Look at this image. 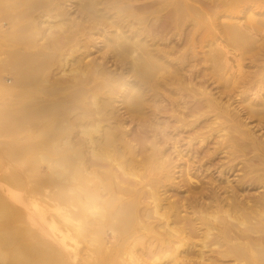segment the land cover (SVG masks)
<instances>
[{
    "label": "bare ground",
    "instance_id": "1",
    "mask_svg": "<svg viewBox=\"0 0 264 264\" xmlns=\"http://www.w3.org/2000/svg\"><path fill=\"white\" fill-rule=\"evenodd\" d=\"M0 47V264H264V0H0Z\"/></svg>",
    "mask_w": 264,
    "mask_h": 264
},
{
    "label": "rangeland",
    "instance_id": "2",
    "mask_svg": "<svg viewBox=\"0 0 264 264\" xmlns=\"http://www.w3.org/2000/svg\"><path fill=\"white\" fill-rule=\"evenodd\" d=\"M109 30L110 31H113L114 29L113 28H109ZM174 40H172V44H174V42H175ZM5 49L6 48H4V47H0V51H1L0 52V56L1 57L3 55H5V51H3ZM106 49H107V46L103 48V51L106 50ZM2 52H4V53H2ZM93 55H100V53L95 52ZM247 69L248 68H245V70H247ZM5 74L6 73L3 74L4 75V80L8 84H10L11 82L14 81L12 75H10V74H6L5 75ZM202 81H204V84L206 85V87H208V90L211 89L212 92H215L216 91V84H214V83L212 84L211 83L212 82L211 80H207L206 81L205 79H202ZM27 99L24 102H23L24 99L21 100V101L25 104V102H28ZM238 99L241 100L243 98H241L240 96L235 97L234 104H237V101H239ZM22 102H20L19 105H23ZM157 112H158V110H157ZM159 116H160V119H161L160 122H164L166 120H168L170 122L168 126H167V123H164V124H166V125H164V128L166 129V131L169 132V133H172V134H176V132L173 131V125L175 123V120L173 119V117H169L168 114H163V113H159ZM5 122H6V120H5ZM5 122H3L4 124L2 123L3 129H4V131H3L4 133L6 131L5 128L7 126V125L6 126H4V125L8 123V122L7 123H5ZM252 124H255V123H252ZM251 126H253V125H251ZM153 130L158 133V137L160 139V141H159L160 142V146L164 150L165 155L169 156L171 158V161L177 165V168L175 169V171H178L181 168L184 169V167L186 166V164L187 165H190L191 167H193V170L191 172H197V174L201 175L200 178H203V180L206 181V183H208L209 186H210V184L216 185V186H218V187L221 188L220 190L223 189L222 187L224 185L220 181H222V179L224 177L229 176V179L232 180L233 183H234V180L237 178V175L240 174V172L236 171L235 168L234 169H230L229 168L231 165L236 164L238 161H240V159H235V160H233V162H228L227 159L221 158L222 157V154H215L213 156H205L202 159L203 160L202 163L199 164L198 161L200 159L196 156V149L198 147H200V144L197 143V141L194 140V139L193 140H190L189 137H188V135L190 133L194 132V130H196V128L195 129H192V130H187L186 132H184V133H182L180 135V137H179L180 138L179 139L180 141H178L179 146L181 148V153L180 154H178V151L175 150L172 147L171 140L169 138H167V137H164L162 134H160L159 128H154ZM255 130H258V133L260 135H263L264 136V124L263 125L261 124V125L256 126ZM7 133L8 132L6 131V134ZM6 134H4L2 136H3V139H5V140L7 139L6 141H8V138L10 139V138H12V136H10V134L6 136ZM148 135L149 136H152L151 133H148ZM191 136H192V134H191ZM15 139H16L15 140V142H16L18 140L16 138V136H15ZM15 142L13 143L14 145H15ZM205 144L206 145L203 148V152L207 150L208 146H210L208 144V142H206ZM22 154H23V152H22ZM7 157L5 155V157H3V160L9 161V159H10V160L13 161L12 162L13 165H17V166L19 165L18 160H16L15 158H11V157H8L7 158ZM226 162H228V163H226ZM198 165H200V166L198 167L197 170H195L196 169V166H198ZM179 175H183V173L181 171L180 172H177L176 173V176H178L177 179L180 178ZM182 178L183 177H181V179ZM175 188H176V189H174V192H176L175 193V196L176 197H180L179 194H182L183 195L184 190L187 188V185H186V187L184 186V187L178 188V189H177V187H175ZM250 191L253 192V190H250Z\"/></svg>",
    "mask_w": 264,
    "mask_h": 264
}]
</instances>
